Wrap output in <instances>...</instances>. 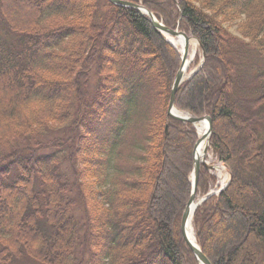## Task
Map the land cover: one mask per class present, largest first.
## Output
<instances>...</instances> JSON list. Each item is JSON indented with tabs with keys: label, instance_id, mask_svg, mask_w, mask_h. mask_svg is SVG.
Listing matches in <instances>:
<instances>
[{
	"label": "trees",
	"instance_id": "trees-1",
	"mask_svg": "<svg viewBox=\"0 0 264 264\" xmlns=\"http://www.w3.org/2000/svg\"><path fill=\"white\" fill-rule=\"evenodd\" d=\"M128 1L206 55L175 105L212 119L231 182L196 210L197 243L211 264H264V0ZM0 29V264H199L181 232L198 137L167 116L180 54L109 0H0ZM164 179L177 195L158 197ZM214 183L202 168L198 194Z\"/></svg>",
	"mask_w": 264,
	"mask_h": 264
},
{
	"label": "water",
	"instance_id": "water-1",
	"mask_svg": "<svg viewBox=\"0 0 264 264\" xmlns=\"http://www.w3.org/2000/svg\"><path fill=\"white\" fill-rule=\"evenodd\" d=\"M109 1H111L113 4H115L117 6H121V7H125V8H133V9L137 10L139 13H141L142 15L146 16L149 19V21L151 22L155 31L158 34H160L161 36H163V37H166V36L182 37L185 39L184 51H183V54L181 55L182 64H181V67H180V69H179V71H178V73L174 79L173 85H172L167 116L169 118H172V119L178 121V122H182L185 124H191L195 128H196L197 123H200L202 121H206L208 123V133L206 135V138L208 139V142L210 145L212 134H213V129H212V119L209 116L197 118V117H194L191 114L186 112L190 117L189 118H181V117L176 116L173 113L174 110H178L176 108L175 101H176V95L178 93L179 88L183 85V83L186 80H190L201 69V67L204 63L205 52L203 51V49L201 48L203 58H202V62L200 64V66L198 67V69H196L194 72H192V74L190 75V77L188 79H185L184 74L182 72V69H183V65H184V63L188 57L189 40L193 37L187 36L185 33L180 32L179 30H173V29L167 28L161 21H159L155 17V15L153 13L146 10L141 4H138V3L132 2V1H124V0H109ZM170 44L174 47V45L172 43H170ZM198 44L201 47L199 42H198ZM166 129H168V128H166ZM199 141L200 140L197 141V143L195 145L194 153H193V155H194V168H193V173L191 175L193 189H192L190 200L186 206L185 212H184L183 217H182L181 232H182V236L184 238V241L187 243V245L189 246V248L193 252V254H194L195 258L197 259V261L199 262V264H211L209 259L201 251L200 247L197 244L196 245L193 244L189 240L187 233H186V228H187V225L189 223V218H190V208L194 204V202L197 200V189H198V182H199L201 167L203 166L208 171H211L214 169L213 167H210L206 162H200L199 160H197L196 149H197V146L199 144ZM230 180H229L228 184L220 190V193L223 192L228 187ZM213 195H214V193H210L205 198L201 199L199 201L198 205L196 206L195 211L203 202H205L208 198H210ZM195 211H194V213H195ZM194 213L192 215V219H193Z\"/></svg>",
	"mask_w": 264,
	"mask_h": 264
},
{
	"label": "rangeland",
	"instance_id": "rangeland-1",
	"mask_svg": "<svg viewBox=\"0 0 264 264\" xmlns=\"http://www.w3.org/2000/svg\"><path fill=\"white\" fill-rule=\"evenodd\" d=\"M14 7H15V13L16 14L20 13L21 10H20V6L18 5L17 1H14ZM235 30H236V28L233 27L232 31L235 32ZM2 34H3V32L0 29V37L2 36ZM199 54H200V48H198V55ZM234 96H235V94H232L231 98L234 97ZM228 99H230V96L228 97ZM239 112L242 113L241 110ZM221 131H222L223 136L227 139L229 147L230 148L232 147L233 150L237 151L238 153H241L243 151V147L245 146L243 138L240 137L239 135H237L235 132H233L232 128H231V125L228 124L227 122H222L221 123ZM210 151H211L212 155H214L213 158L215 159L214 160L215 163L211 164V165L215 166V165L219 164V165L223 166V164L215 156L214 151H213V149L211 147H210ZM243 159H245V156H242V160ZM171 164L173 165L174 169H179L180 168V162L178 160L176 162L175 161H171ZM257 168H258V166L255 167V169H257ZM64 171H65L67 177L70 179L72 177L71 176V172L66 167H64ZM253 171L255 173H259L260 174L259 170L255 171L254 168H253ZM210 173L215 179V183L209 186V192H211V193L219 192V190L222 188V186H221L222 180L225 179L226 176H228V181L230 180V175L227 174V170H225L222 173V177H220V178L218 177V174H217L218 172L216 170H212ZM241 177H242L243 181H245L246 183H248L249 185L252 186L251 189H248L246 194H245V199H246L247 203L251 207L259 209L261 206H260L259 201H258V194L257 193H259L260 190H259V187L254 184V183H256V181H253V178H251L252 176L248 177V176H246V174H243V173H241ZM164 180H165L167 186H165V185L161 186V189L159 191V196L158 197H160L162 195V193L168 192V191H170L173 195H175V194L177 195L176 190L174 189L172 184H170L167 179H164ZM200 198H202V196H200ZM241 216H243V212L235 213L234 216H232V217L241 218ZM225 217H224V219L226 221V226L228 228L233 229L232 228V224L230 223L231 222L230 221L231 217L228 214H226ZM220 236L221 235L219 233L210 235L211 239H216V238H218ZM240 244L241 243H239L238 246ZM249 247L251 248L252 251H257L259 246L257 245V243L255 241H250L249 242ZM23 264H37V263H35V262H27L26 263L25 262ZM82 264H86V261H84V259H83V263Z\"/></svg>",
	"mask_w": 264,
	"mask_h": 264
},
{
	"label": "bare ground",
	"instance_id": "bare-ground-1",
	"mask_svg": "<svg viewBox=\"0 0 264 264\" xmlns=\"http://www.w3.org/2000/svg\"><path fill=\"white\" fill-rule=\"evenodd\" d=\"M166 38L181 52L183 53L184 50V45H185V39L182 37H169L166 36ZM189 46V52H188V57L183 65L182 72L184 74L185 79H187L190 76V67L192 63L194 62L197 54H198V48L199 44L196 39L191 38L188 43ZM173 113L181 118H189L190 116L187 113L180 112L178 110H174ZM197 128V133L199 136V144L196 149V158L200 162H206L210 166L211 164L215 163V159L213 158L214 155H212L210 149L206 150L209 147V142L208 139L206 138V135L208 133V123L206 121H202L200 123L196 124ZM214 170H216L218 173V177H222V173L226 170L225 166L222 165H215L212 166ZM228 174V172H227ZM228 183V176H226L225 179L222 180V187H225L226 184ZM200 200H196L194 204L190 208V218H189V223L186 228V233L189 238V240L196 245V239L194 235V229H193V224H192V215L195 211L196 206L198 205Z\"/></svg>",
	"mask_w": 264,
	"mask_h": 264
}]
</instances>
